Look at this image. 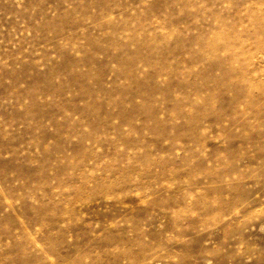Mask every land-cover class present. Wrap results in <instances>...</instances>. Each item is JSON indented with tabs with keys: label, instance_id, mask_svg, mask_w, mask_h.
Returning <instances> with one entry per match:
<instances>
[{
	"label": "rangeland",
	"instance_id": "rangeland-1",
	"mask_svg": "<svg viewBox=\"0 0 264 264\" xmlns=\"http://www.w3.org/2000/svg\"><path fill=\"white\" fill-rule=\"evenodd\" d=\"M0 264H264V0H0Z\"/></svg>",
	"mask_w": 264,
	"mask_h": 264
}]
</instances>
